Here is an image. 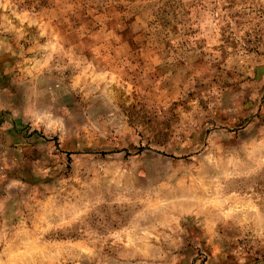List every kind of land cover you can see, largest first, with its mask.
<instances>
[{"label":"rangeland","instance_id":"374dc122","mask_svg":"<svg viewBox=\"0 0 264 264\" xmlns=\"http://www.w3.org/2000/svg\"><path fill=\"white\" fill-rule=\"evenodd\" d=\"M0 264H264V0H0Z\"/></svg>","mask_w":264,"mask_h":264}]
</instances>
